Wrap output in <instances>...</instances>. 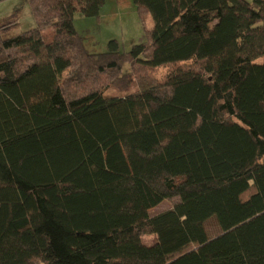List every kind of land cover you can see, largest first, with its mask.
Returning <instances> with one entry per match:
<instances>
[{"label": "trees", "instance_id": "16d2710c", "mask_svg": "<svg viewBox=\"0 0 264 264\" xmlns=\"http://www.w3.org/2000/svg\"><path fill=\"white\" fill-rule=\"evenodd\" d=\"M26 1L34 27L0 25V264H264V0H130L126 52L74 26L106 0Z\"/></svg>", "mask_w": 264, "mask_h": 264}, {"label": "rangeland", "instance_id": "374dc122", "mask_svg": "<svg viewBox=\"0 0 264 264\" xmlns=\"http://www.w3.org/2000/svg\"><path fill=\"white\" fill-rule=\"evenodd\" d=\"M119 6L116 4V6L111 8H106L105 9V13L103 15L102 18V24H101V28L100 30H97V34L95 39L100 42L99 46H98V51H103L106 49L107 47V43L111 40H116L122 44H120V49L122 51H128L134 44H137L138 42L136 41L137 37H138V33H136V31H134V26H132V32L131 33L127 27L122 29V31L117 32V34H115L114 36L110 35V23L112 24H117L116 21H119V18L122 19H127L128 17L133 16V13H131L130 11H120L119 10ZM125 10V8H124ZM114 11V13L112 12ZM21 19H19V24L17 25V27H15L14 22L10 23L13 25V27H9L7 29H4L2 32V37L3 38H8L12 35H15L21 31H25V30H29L31 29L33 26L35 25L34 23V19L32 18L31 12L29 7H27V9H24L21 13ZM108 19V21H106V19ZM105 19V20H104ZM125 21V20H124ZM2 25V24H0ZM92 26L93 24L90 25L89 30H91V35L94 37L93 31H92ZM29 27V28H28ZM22 29V30H21ZM109 34V35H108ZM83 38V37H81ZM90 47V46H89ZM97 47V45H96ZM86 48V47H85ZM96 49V48H95ZM94 49H90L88 48V51H93ZM94 52V51H93ZM97 52V51H96ZM264 61V57L260 58L257 63H261ZM166 68L163 69H159L153 72L154 76L157 78H161L163 77L167 72ZM178 202L177 199H170V200H166L164 202H162L157 208H155L154 210H152L150 212V216H154L157 215L159 213H162L164 211H167L169 209H171L176 203ZM205 229L207 232L208 237H215L216 235L219 234V229L217 227V224L215 222L214 219H210L205 223ZM156 238L153 235H145L142 237L141 241L145 246H150L155 242ZM193 248V245H189L188 247H186L184 251H189Z\"/></svg>", "mask_w": 264, "mask_h": 264}, {"label": "crops", "instance_id": "0c3cea01", "mask_svg": "<svg viewBox=\"0 0 264 264\" xmlns=\"http://www.w3.org/2000/svg\"><path fill=\"white\" fill-rule=\"evenodd\" d=\"M246 1H252V0H246ZM116 4L119 6L120 11H130L133 13V16L128 17V20L119 18V21H116L117 24H111L110 23V35L114 36L117 34V32L122 31V29L126 28L132 32V26H134V31L138 33V37L136 38L137 42H140L143 39V31L141 28V24L136 16L135 9L130 2V0H106L103 7L100 9L99 16L96 19H86L81 17L79 14H76L74 17V26L76 28L77 33L79 34L82 39V42L86 49H94V52H98V46L100 42H98L95 37L97 34V30H100V26L103 23L102 18L105 13V9L111 8L116 6ZM28 4L26 0H2L0 1V24L7 25L9 23L14 22L15 27L19 24V19L21 17V13L24 9H27ZM125 8V10H124ZM114 13V11H112ZM109 18L106 19L108 21ZM105 20V19H104ZM125 20V21H124ZM92 26V31L94 34V37L91 35V30H89L90 25ZM9 27H13L12 24L9 25ZM8 27H6L7 29ZM22 30V29H21ZM109 35V34H108ZM118 42V41H117ZM119 46L120 42H118ZM97 45V47H96ZM90 46V47H89ZM121 47V46H120ZM96 48V49H95Z\"/></svg>", "mask_w": 264, "mask_h": 264}, {"label": "bare ground", "instance_id": "6f19581e", "mask_svg": "<svg viewBox=\"0 0 264 264\" xmlns=\"http://www.w3.org/2000/svg\"><path fill=\"white\" fill-rule=\"evenodd\" d=\"M32 18H33V16H32ZM21 19V18H20ZM34 21H35V19H34ZM33 27H34V25H32ZM29 28V27H28ZM126 52V51H125ZM123 53V52H122Z\"/></svg>", "mask_w": 264, "mask_h": 264}]
</instances>
